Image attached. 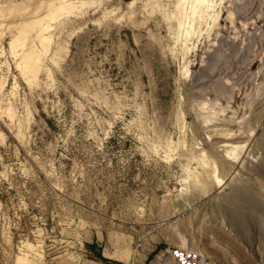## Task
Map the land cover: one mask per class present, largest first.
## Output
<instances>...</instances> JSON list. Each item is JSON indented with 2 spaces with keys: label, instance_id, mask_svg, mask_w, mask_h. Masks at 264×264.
<instances>
[{
  "label": "rangeland",
  "instance_id": "374dc122",
  "mask_svg": "<svg viewBox=\"0 0 264 264\" xmlns=\"http://www.w3.org/2000/svg\"><path fill=\"white\" fill-rule=\"evenodd\" d=\"M193 1L62 0L15 54L4 23L0 264H264V0Z\"/></svg>",
  "mask_w": 264,
  "mask_h": 264
},
{
  "label": "bare ground",
  "instance_id": "6f19581e",
  "mask_svg": "<svg viewBox=\"0 0 264 264\" xmlns=\"http://www.w3.org/2000/svg\"><path fill=\"white\" fill-rule=\"evenodd\" d=\"M29 1L28 0H21V2H17V0H0V37L2 36V32H4V31H1V29L4 30L3 26L4 25L6 26L7 23H11V25H9L7 27L9 29H11L12 31H13L12 28H14V27L19 30L17 33H14L11 35L12 39H11V43H10V48H11L12 53H14V54L16 53V49L19 46H24L27 38L30 37V33L33 31H35V33H36L35 35H36V39L38 40L39 45H41L43 48L46 49L47 46L50 44V38H49V36H46V34H47L46 32L48 30H50V27H51L50 23L56 21L58 19V17L63 15V14H71L72 12H74V9L76 8V6H73V5L65 6L63 4L62 0H53V1L51 0L52 2H49V4H48L49 8H48L47 12L41 17H39V16L36 18L33 17L34 18L33 19V18H30L31 16L27 15L30 13L29 7H30V5H32V3L31 4L29 3ZM203 3H204V0H194L193 1L192 5L190 7L191 19H193L195 17L196 8L199 5H202ZM181 6L182 5L179 6L180 15H183L184 10L182 9ZM41 7H42V3L38 4L36 7H34V9L38 10ZM34 9H32V10H34ZM181 17H183V16H181ZM18 20H21V21L16 23V24H13L15 21H18ZM179 21H180L179 25L181 28V27H183L184 22L181 19ZM5 22H6V24H4ZM43 52H45V50ZM39 56L40 55H39L38 51H35L34 46H30V48H28V51L25 52L21 56L22 57L21 63L19 65L22 67L23 70L30 72L32 74H36L37 70H39L38 69V67H39ZM234 151H235V148L232 150V152H234ZM232 152H229V154L228 153L225 154V157L231 159V153ZM209 176L211 179L210 181L212 183H215V184L216 183L218 184V182L221 183L220 177L216 172L209 175ZM199 181H200V179H199ZM207 185H209V184H207ZM204 188H205V186H204ZM125 261H127V260H125Z\"/></svg>",
  "mask_w": 264,
  "mask_h": 264
},
{
  "label": "built area",
  "instance_id": "2783aa9c",
  "mask_svg": "<svg viewBox=\"0 0 264 264\" xmlns=\"http://www.w3.org/2000/svg\"><path fill=\"white\" fill-rule=\"evenodd\" d=\"M205 255L196 249H169L159 257V264H206Z\"/></svg>",
  "mask_w": 264,
  "mask_h": 264
},
{
  "label": "trees",
  "instance_id": "16d2710c",
  "mask_svg": "<svg viewBox=\"0 0 264 264\" xmlns=\"http://www.w3.org/2000/svg\"><path fill=\"white\" fill-rule=\"evenodd\" d=\"M88 246L91 247L92 249L93 248L95 249L94 245H88ZM96 258H98L99 260H101L102 262H105V263H108L109 262V263H112V264H121L118 261H111L110 259L104 257L102 255V253H101V250L96 251Z\"/></svg>",
  "mask_w": 264,
  "mask_h": 264
}]
</instances>
